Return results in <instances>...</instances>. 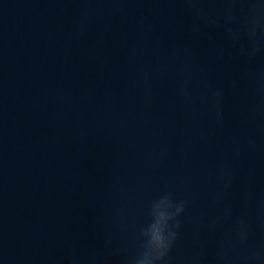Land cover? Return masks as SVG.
Returning <instances> with one entry per match:
<instances>
[{
	"label": "water",
	"instance_id": "obj_1",
	"mask_svg": "<svg viewBox=\"0 0 264 264\" xmlns=\"http://www.w3.org/2000/svg\"><path fill=\"white\" fill-rule=\"evenodd\" d=\"M82 6L79 0H0V264H67L73 243L81 255L95 251L102 264H120L103 248L97 223L121 199L112 190L117 179L123 195L136 201L140 221L165 188L187 199L174 264H187L201 246L211 260L223 231L245 212L255 217L256 202L264 199V120L248 119L253 91L241 78L243 58L233 50L218 60L217 50L226 47L223 28L206 29L211 39L194 36L178 0H129L125 11L111 15L107 10L119 5L93 3L92 22L77 34ZM157 37L169 54L191 52L207 82L225 90L222 124L203 109L197 88L199 133L193 134L174 74L154 82L152 109L138 119L137 74L153 60ZM137 46L143 54L130 60ZM255 69L264 71V53ZM249 136L256 137L254 149ZM225 164L235 174L227 192L219 176ZM246 186L254 195L247 209ZM226 207L231 217L209 234V219ZM255 239H264L259 227ZM113 243L135 248L130 236L115 231Z\"/></svg>",
	"mask_w": 264,
	"mask_h": 264
},
{
	"label": "clouds",
	"instance_id": "obj_2",
	"mask_svg": "<svg viewBox=\"0 0 264 264\" xmlns=\"http://www.w3.org/2000/svg\"><path fill=\"white\" fill-rule=\"evenodd\" d=\"M129 0H79V21L75 27L77 34L87 31L96 10L89 5L111 4L120 7L108 9V13H122V5ZM184 11L192 18L190 31L194 36H208L206 29L223 28L226 47L217 50V59L223 60L225 54L235 50L244 60L242 79L247 81L253 91V100L248 107V119L254 123L264 120V71L255 69L257 57L264 53V0H178ZM207 5V7H205ZM142 26L144 18L141 19ZM143 49L133 47L129 59L135 60L143 54ZM153 60L143 64L137 74L136 84L142 89V109L138 119L144 121L151 111L155 81L174 74L176 93L185 105L184 116L193 125V134L198 135V114L193 108L194 92L198 88L199 101L205 111L211 112L216 124L225 119L223 104L225 90L213 88L207 82L206 72L197 64L194 55L188 50L171 54L164 51L162 41L157 37L151 42ZM239 87L238 81L231 82L233 92ZM249 148L257 144L255 136L247 139ZM233 154L239 156L240 145L234 143ZM163 151L161 157H163ZM224 191H230L235 182V174L225 164L219 170ZM113 192L121 199L112 210H105L98 218L100 226L99 239L104 249H111L113 255L120 257V264H174V251L183 232V217L189 207V201L178 197L172 190L165 188L160 194L148 201L143 209L146 220L140 221L136 216V201L132 196H124L120 180L112 185ZM220 199V196H217ZM254 201L251 186L244 188L242 204L247 209ZM256 215L241 214L235 222L223 231L216 240L214 252L209 260L208 250L201 246L198 253L187 260V264H264V239H255L256 228L264 232V199L256 202ZM232 210L226 207L218 215L211 217L207 223L209 234H215L218 227L231 217ZM114 231L121 237H129L135 248L129 252L123 244L114 246ZM199 234V226L197 227ZM67 264H102L100 255L88 252L81 255L78 245H71Z\"/></svg>",
	"mask_w": 264,
	"mask_h": 264
}]
</instances>
